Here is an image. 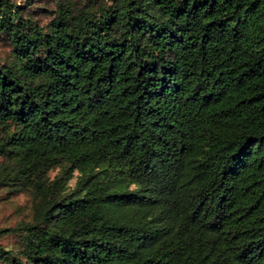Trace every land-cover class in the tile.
Wrapping results in <instances>:
<instances>
[{
    "label": "trees",
    "instance_id": "trees-1",
    "mask_svg": "<svg viewBox=\"0 0 264 264\" xmlns=\"http://www.w3.org/2000/svg\"><path fill=\"white\" fill-rule=\"evenodd\" d=\"M43 10L0 0V264H264V0Z\"/></svg>",
    "mask_w": 264,
    "mask_h": 264
},
{
    "label": "rangeland",
    "instance_id": "rangeland-1",
    "mask_svg": "<svg viewBox=\"0 0 264 264\" xmlns=\"http://www.w3.org/2000/svg\"><path fill=\"white\" fill-rule=\"evenodd\" d=\"M16 4H23L28 1L34 6L42 7L44 10L38 12V22L46 23L52 16L49 9H53L55 0H13ZM76 6H80L84 0H70ZM4 48L0 46V53ZM56 172V169L49 173L52 177ZM74 178L67 183L68 188H72ZM31 215V201L25 193H12L6 189H0V229H8L19 226L21 223L30 219ZM0 245L6 248H16L18 246V238L13 234H5L3 232L0 235Z\"/></svg>",
    "mask_w": 264,
    "mask_h": 264
}]
</instances>
